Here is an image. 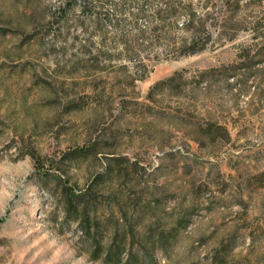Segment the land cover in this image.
I'll return each instance as SVG.
<instances>
[{
  "label": "rangeland",
  "instance_id": "374dc122",
  "mask_svg": "<svg viewBox=\"0 0 264 264\" xmlns=\"http://www.w3.org/2000/svg\"><path fill=\"white\" fill-rule=\"evenodd\" d=\"M185 1L207 29L180 16L151 38L139 18L127 59L116 30L91 38L82 0H0V264H116L115 220L133 231L117 264H136L128 243L153 264H264V0H227L226 16L224 0Z\"/></svg>",
  "mask_w": 264,
  "mask_h": 264
},
{
  "label": "trees",
  "instance_id": "16d2710c",
  "mask_svg": "<svg viewBox=\"0 0 264 264\" xmlns=\"http://www.w3.org/2000/svg\"><path fill=\"white\" fill-rule=\"evenodd\" d=\"M74 3L77 0H73ZM80 1V0H78ZM85 4V9L90 16L93 17V23H94V30L91 32L90 35L91 38L98 37L100 39V44L104 45L108 43L109 37H108V32L106 31V27H110L111 29L116 30L117 35L113 37V41L115 43V46L121 47L122 49L126 50V58L131 59V52H130V47L131 45H134V43L137 42L135 35L132 37H129V35L126 32V27H130L131 29L135 28L136 21L139 18H145L149 20H154L157 23L153 25L149 30H147V34L151 36V38H154L155 34L157 32H164L167 30L168 27H176L175 20L180 17V16H188L189 20L188 23L185 25L184 29L189 30L192 32H197V31H203L207 29V25L204 22H196L193 19L194 15V7L192 6L191 3L185 0H82ZM226 3L223 2V7L219 10L223 14V16H226L227 14H233L237 11V6L233 7L230 6L229 4L231 2L224 0ZM88 2V3H87ZM110 3L109 7L107 8V4ZM156 5L157 7L155 9H151L150 12L148 13L147 8H151L152 6ZM211 6H213L212 0H206L204 4H202L201 9L207 10L211 9ZM146 7V8H145ZM102 9V11H101ZM167 20L169 23H167ZM222 25L220 26H227L226 21L221 23ZM217 26V25H213ZM261 25H256L252 27L251 30H259ZM247 28V27H244ZM138 35L137 39H143L145 35V31H138L136 33ZM149 37V36H147ZM91 45L94 43L91 41ZM197 44L195 40H193L190 43L184 42L180 46V51L179 53L181 55H186V54H194L196 52ZM100 55H95L92 57V60L97 61L96 59H99ZM137 58V57H136ZM156 60V59H154ZM149 70L142 75H140L138 78L145 79V77L148 75ZM133 76V75H131ZM236 76V77H235ZM232 77V83H226L227 89H230V87H239L241 88V84L244 82V85L247 84V80L250 76L244 74L243 77H239L235 75ZM243 79V81H242ZM253 83V80L251 81ZM209 88L211 86H208ZM156 88H158V85H155L151 87V92H153ZM250 86H247L245 89H241L240 92H247L249 90ZM211 90V88H210ZM201 133H205V131L201 128H198L195 133L197 135H200ZM225 135L227 138H230L227 130L225 129ZM98 183V181L96 182ZM95 182H92L88 184L87 189L83 192L80 193L81 198L89 197L91 195V191L93 189V186L95 187ZM114 191H110L108 193V196L106 198H111L113 196ZM96 200V199H95ZM109 210V209H108ZM88 210H83L84 215H82V219L79 223L80 228L84 230V233L86 235H90L91 229L95 226L90 224V220L87 214ZM111 215H113V212H110ZM116 223H110L109 231L112 235L113 238L112 240L106 245L104 248H106V258L109 260H106V262H110V259L113 260L114 263H119L121 261V255H122V250L125 248L124 247V242L125 239L128 238L129 234L133 233L131 228L122 229L120 233L119 226L117 225V221L115 220ZM97 224V223H96ZM138 225H142V223H138ZM93 226V227H92ZM95 230L97 228L94 227ZM147 233L151 234V239L153 240L152 243L150 244L149 249H152L153 247H159L160 251L163 255L168 256V251H169V243L167 245H163L162 240L159 239L160 235L157 234L155 236L152 231L151 227H148V230H145ZM118 232V233H117ZM143 233V232H142ZM146 233V234H147ZM95 234V233H94ZM129 244V247L127 248V262H135L136 264H153V257L151 256L150 252H145L144 245L141 243H138L136 249L137 252L139 253V257L134 260L133 257H131L133 247ZM95 246H100L99 248H103L99 243H96L94 245V249L96 250L97 247ZM153 246V247H152ZM103 248V249H104Z\"/></svg>",
  "mask_w": 264,
  "mask_h": 264
}]
</instances>
